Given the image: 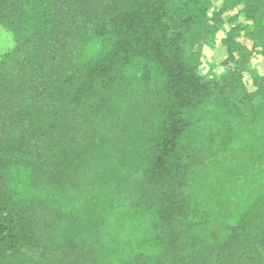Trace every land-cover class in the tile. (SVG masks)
I'll return each instance as SVG.
<instances>
[{
    "label": "trees",
    "instance_id": "1",
    "mask_svg": "<svg viewBox=\"0 0 264 264\" xmlns=\"http://www.w3.org/2000/svg\"><path fill=\"white\" fill-rule=\"evenodd\" d=\"M0 27V264H264V0H0Z\"/></svg>",
    "mask_w": 264,
    "mask_h": 264
},
{
    "label": "rangeland",
    "instance_id": "2",
    "mask_svg": "<svg viewBox=\"0 0 264 264\" xmlns=\"http://www.w3.org/2000/svg\"><path fill=\"white\" fill-rule=\"evenodd\" d=\"M242 3L232 10H228L224 15L227 18L234 19L233 22L224 23L220 26L219 30L210 35L202 46L201 64L198 68V73L204 80L215 81L218 80L225 72L226 67L223 60L227 56L226 46L223 44V37L226 31L235 24H246L247 20L241 12ZM245 49L250 52L252 49V42L240 36ZM13 45V38L9 32L0 27V54L4 53L8 48ZM264 76V61L259 54H253V59L243 71V80L247 84H251L253 79ZM258 101V100H257Z\"/></svg>",
    "mask_w": 264,
    "mask_h": 264
}]
</instances>
